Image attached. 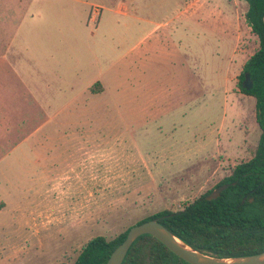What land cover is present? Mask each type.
Instances as JSON below:
<instances>
[{
	"label": "rangeland",
	"instance_id": "1",
	"mask_svg": "<svg viewBox=\"0 0 264 264\" xmlns=\"http://www.w3.org/2000/svg\"><path fill=\"white\" fill-rule=\"evenodd\" d=\"M246 10L0 0V264H72L92 237L181 209L253 156Z\"/></svg>",
	"mask_w": 264,
	"mask_h": 264
},
{
	"label": "trees",
	"instance_id": "2",
	"mask_svg": "<svg viewBox=\"0 0 264 264\" xmlns=\"http://www.w3.org/2000/svg\"><path fill=\"white\" fill-rule=\"evenodd\" d=\"M244 1L247 3L245 19L258 39V49L244 63L238 76V86L244 94L255 98V118L261 133L254 154L249 160L237 164L230 175L211 189L186 202L181 209L161 210L135 223L158 218L189 246L218 257L250 255L264 250V0ZM246 74L252 80L250 89L242 85ZM221 184L228 186L217 198L205 199L213 188ZM130 227L110 240L102 235L92 237L72 264H106ZM122 264L189 263L153 236L144 234L133 242Z\"/></svg>",
	"mask_w": 264,
	"mask_h": 264
},
{
	"label": "water",
	"instance_id": "3",
	"mask_svg": "<svg viewBox=\"0 0 264 264\" xmlns=\"http://www.w3.org/2000/svg\"><path fill=\"white\" fill-rule=\"evenodd\" d=\"M242 85L245 89L252 87V80L248 74L245 75ZM227 186L228 184L216 186L205 196V199L211 200L217 198ZM243 202L244 199H242L241 203ZM144 234L153 236L172 253L189 264H264V250L255 254L233 257H218L199 251L176 237L168 228L160 223L158 218L131 226L125 239L109 255L106 264H122L133 242Z\"/></svg>",
	"mask_w": 264,
	"mask_h": 264
},
{
	"label": "crops",
	"instance_id": "4",
	"mask_svg": "<svg viewBox=\"0 0 264 264\" xmlns=\"http://www.w3.org/2000/svg\"><path fill=\"white\" fill-rule=\"evenodd\" d=\"M149 39V37H147V40ZM144 42V40H142Z\"/></svg>",
	"mask_w": 264,
	"mask_h": 264
}]
</instances>
